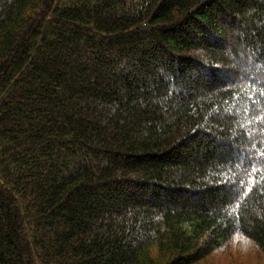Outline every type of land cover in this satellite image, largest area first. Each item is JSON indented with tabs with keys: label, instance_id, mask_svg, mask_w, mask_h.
I'll return each mask as SVG.
<instances>
[{
	"label": "trees",
	"instance_id": "1",
	"mask_svg": "<svg viewBox=\"0 0 264 264\" xmlns=\"http://www.w3.org/2000/svg\"><path fill=\"white\" fill-rule=\"evenodd\" d=\"M236 236L264 257V0H0V264Z\"/></svg>",
	"mask_w": 264,
	"mask_h": 264
},
{
	"label": "rangeland",
	"instance_id": "2",
	"mask_svg": "<svg viewBox=\"0 0 264 264\" xmlns=\"http://www.w3.org/2000/svg\"><path fill=\"white\" fill-rule=\"evenodd\" d=\"M200 264H264V257L257 254L251 242L234 237L226 248H221Z\"/></svg>",
	"mask_w": 264,
	"mask_h": 264
},
{
	"label": "snow or ice",
	"instance_id": "3",
	"mask_svg": "<svg viewBox=\"0 0 264 264\" xmlns=\"http://www.w3.org/2000/svg\"><path fill=\"white\" fill-rule=\"evenodd\" d=\"M232 82H233V77L232 76H228L227 83H232Z\"/></svg>",
	"mask_w": 264,
	"mask_h": 264
}]
</instances>
